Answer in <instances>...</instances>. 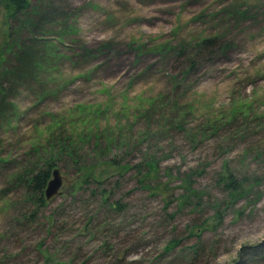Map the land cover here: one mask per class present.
I'll list each match as a JSON object with an SVG mask.
<instances>
[{
  "label": "rangeland",
  "instance_id": "1",
  "mask_svg": "<svg viewBox=\"0 0 264 264\" xmlns=\"http://www.w3.org/2000/svg\"><path fill=\"white\" fill-rule=\"evenodd\" d=\"M0 264H264V0H0Z\"/></svg>",
  "mask_w": 264,
  "mask_h": 264
},
{
  "label": "trees",
  "instance_id": "2",
  "mask_svg": "<svg viewBox=\"0 0 264 264\" xmlns=\"http://www.w3.org/2000/svg\"><path fill=\"white\" fill-rule=\"evenodd\" d=\"M29 3H30V0H7V8H8V11L10 13L14 14V16H15V14L17 12L22 11V10L26 9L27 7H29ZM31 22H32V19H30V23ZM36 27H38V26L36 25ZM215 41L216 40L213 38H208V39H204V40L202 39L201 45L211 46L215 43ZM21 43H22L23 47L19 48L20 57H22V55L24 53L30 51V45L29 44L24 43L23 41ZM20 61H23V60H20ZM23 68L24 67H22V69ZM19 70H21V69L20 68L16 69V71H19ZM44 163L46 166L39 168L36 172H34L31 175L30 179L28 180L31 195H33L32 193L39 194L40 205L45 204L44 189H45V186H46L48 179L50 178L51 167H52L51 162L45 161ZM25 173H26V171H25ZM18 177L22 179L23 174L21 176H18ZM105 177H102L101 174L97 175V174H94L93 171H90V172H88V174H85V176L83 178V182L87 181V179H89V178H92L97 183L102 184ZM227 178H228V181H227L228 190L230 192L231 191H237L238 185H236V181L233 180L232 178H230L229 176H227Z\"/></svg>",
  "mask_w": 264,
  "mask_h": 264
},
{
  "label": "water",
  "instance_id": "3",
  "mask_svg": "<svg viewBox=\"0 0 264 264\" xmlns=\"http://www.w3.org/2000/svg\"><path fill=\"white\" fill-rule=\"evenodd\" d=\"M51 175H52V178L48 180L47 185L44 190V194L46 198H49L50 196L55 195L61 185V177H60L58 169H53L51 172Z\"/></svg>",
  "mask_w": 264,
  "mask_h": 264
}]
</instances>
